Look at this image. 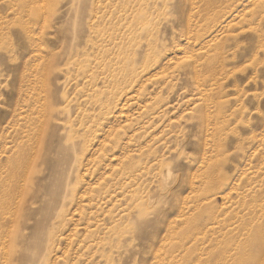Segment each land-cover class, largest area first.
Returning <instances> with one entry per match:
<instances>
[{
  "label": "rangeland",
  "instance_id": "1",
  "mask_svg": "<svg viewBox=\"0 0 264 264\" xmlns=\"http://www.w3.org/2000/svg\"><path fill=\"white\" fill-rule=\"evenodd\" d=\"M0 264H264V0H0Z\"/></svg>",
  "mask_w": 264,
  "mask_h": 264
},
{
  "label": "bare ground",
  "instance_id": "2",
  "mask_svg": "<svg viewBox=\"0 0 264 264\" xmlns=\"http://www.w3.org/2000/svg\"><path fill=\"white\" fill-rule=\"evenodd\" d=\"M242 1H243V0H242ZM254 1H255V0H254ZM256 1H257V0H256ZM251 2H252V1H251ZM211 6H212V5H211ZM229 7H231V6H229ZM236 9H237V8H236ZM237 12H238V11H237ZM237 12H234V13H235V14H239V12H238V13H237ZM234 13H233V15H234ZM211 14H212V13H211ZM239 15H240V14H239ZM222 16H223V15H222ZM93 17H95V15H94ZM235 17H236V16H235ZM237 17H238V16H237ZM233 18H234V17H233ZM229 20H230V21H228V22H227V20H226V25H229V24L232 22V19H231V18H230ZM233 20H234V19H233ZM220 22H221V21H220ZM212 27H213V26H212ZM203 28H204V27H203ZM217 28H219V26H218ZM222 28H224V27H222ZM222 28H221V29H222ZM219 29H220V28H219ZM202 30H203V29H202ZM204 31H205V30H204ZM213 31H214V30H213ZM224 31H225V30H224ZM209 32H210V30H209ZM215 32H216V31H215ZM217 32H218V30H217ZM222 32H223V31H222ZM226 32H228V31H226ZM192 33H195V32H192ZM211 33H212V32H211ZM211 33H210V34H211ZM216 34H217V33H216ZM204 35H205V34H204ZM195 36L197 37V34H195ZM212 36H214V35H212ZM215 36H216V35H215ZM189 38H190V37H189ZM197 38L199 39V36H198ZM209 38H210V35H209ZM212 38H213V37H212ZM212 38H211V39H212ZM224 38H225V37H224ZM222 39H223V37H222ZM222 39H221V40H222ZM207 40H208V39H207ZM221 40H220V41H221ZM198 41H199V40H198ZM200 41H201V40H200ZM206 42H207V41H206ZM199 43H200V42H199ZM208 43H210V42L208 41ZM219 44H220V43H219ZM201 45H202V44H201ZM216 45H217V44H216ZM187 52L189 53L190 51L187 50ZM190 54H191V53H190ZM46 83H47V82H46ZM44 84H45V83H44ZM42 91H44V87H43V90H42ZM26 161H27V160H26ZM25 166L27 167V165H25ZM25 166H24V167H25ZM23 169H24V168H23ZM25 169H27V168H25ZM162 176H163V175H162ZM163 177H164V176H163ZM164 178H165V177H164ZM209 189H210V188H209ZM210 190H212V189H210ZM209 196H210V195H209ZM179 210H180V209H179ZM63 220H64V218H63V216H62V217L60 218V221H61L60 224H63ZM58 221H59V220H58Z\"/></svg>",
  "mask_w": 264,
  "mask_h": 264
},
{
  "label": "snow or ice",
  "instance_id": "3",
  "mask_svg": "<svg viewBox=\"0 0 264 264\" xmlns=\"http://www.w3.org/2000/svg\"><path fill=\"white\" fill-rule=\"evenodd\" d=\"M27 40V35L26 33H20L19 34V39H18V43L20 44H24Z\"/></svg>",
  "mask_w": 264,
  "mask_h": 264
}]
</instances>
